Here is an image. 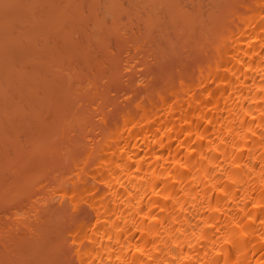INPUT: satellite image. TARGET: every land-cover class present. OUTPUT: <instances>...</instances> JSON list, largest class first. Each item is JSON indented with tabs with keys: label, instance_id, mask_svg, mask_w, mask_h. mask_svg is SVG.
I'll return each instance as SVG.
<instances>
[{
	"label": "bare ground",
	"instance_id": "1",
	"mask_svg": "<svg viewBox=\"0 0 264 264\" xmlns=\"http://www.w3.org/2000/svg\"><path fill=\"white\" fill-rule=\"evenodd\" d=\"M63 256L264 264V0H0V264Z\"/></svg>",
	"mask_w": 264,
	"mask_h": 264
},
{
	"label": "rangeland",
	"instance_id": "2",
	"mask_svg": "<svg viewBox=\"0 0 264 264\" xmlns=\"http://www.w3.org/2000/svg\"><path fill=\"white\" fill-rule=\"evenodd\" d=\"M130 25H131V24H130ZM135 25H136V24H135ZM131 27H133V25H131ZM131 29H132V28H131ZM131 32H132V31H131ZM131 32L129 33L130 36H129V34H127V35H128V38H131ZM135 32H136V31H135ZM133 33H134V31L132 32V34H133ZM139 33H140V32H139ZM134 36H135V35H133L132 37L134 38ZM138 36H139V35H138ZM142 37H143V36H142L141 33H140V37H138L139 40H140V38H141V41H140V42H143V41H142V39H143ZM123 38H124V36H123ZM123 38H122V39H123ZM135 38H136V37H135ZM125 40H127V39H125ZM131 40H132V39H131ZM143 40H145V39H143ZM121 41H122V40H121ZM127 41H128V40H127ZM133 41H134V40H133ZM133 41H132V43L137 42V40H136L135 42H133ZM123 42H124V41H123ZM125 42H126V41H125ZM125 42H124V44H125ZM130 42H131V41H130ZM132 43H128V45H129V44L133 45ZM124 44H123V45H124ZM137 44H138V43H136L135 45H137ZM143 44H144V42H143ZM131 45H130V46H131ZM139 45H141V43H140ZM139 45H138V47H142V46H143V45H141V46H139ZM144 45H146V42H145ZM126 46H127V44H126ZM126 46H124V47L126 48ZM128 47H129V46H128ZM144 47H145V49H146V46H143L142 48H144ZM123 49H124V48H123ZM123 49H122V50H123ZM126 49H127V48H126ZM129 49H133V48L131 47V48H129ZM134 49H135V48H134ZM127 50H128V49H127ZM127 50H125L126 52L123 50L124 53H126V54H124V55H126V58H125V56H123V58H125V60L128 59V58H127L128 55H131V54H132L131 51H133V53H134V51L136 50L135 55L132 54L133 57H134V59H135V57L137 56L136 53L140 52V51H137V49H135V50H129L130 52L127 51ZM139 50H140V48H139ZM143 50H144V49H143ZM143 50H142V51H143ZM142 51H141L140 53H138V54H139V55L142 54ZM120 53H122V52L120 51ZM120 53H119V54H120ZM130 53H131V54H130ZM143 53H144V54L140 55L141 57H139V58H141L142 60H143V58H142L143 56H145L144 58H146V56H147V55L145 54L146 52L143 51ZM122 55H123V54H122ZM132 55H131V56H132ZM139 55H138V56H139ZM129 57H130V56H129ZM133 57H132V58H133ZM137 58H138V57H136V60H137ZM129 59H131V57H130ZM129 59H128V60H129ZM138 60H139V59H138ZM135 63H136V62H134L133 65H135ZM139 64H140V63H139ZM136 66H137V67H135L136 71L140 69L141 72H142V71L144 70V69H142L143 66H141V65L139 66L138 64H136ZM138 66H139V68H138ZM140 67H141V68H140ZM137 68H138V69H137ZM143 68H144V67H143ZM125 71H126V70H125ZM125 71H124V73H123V79H124V80L128 79V77H129V76H128V71H127V72H125ZM137 72H139V71H137ZM137 72H135V71L133 72V73H135V77H136V75H137L138 77H140L142 74H144V71H143L142 74H141V72H139L140 75H138L139 73H137ZM132 75H133V74H132ZM133 78H134V77H133ZM136 78H137V77H136ZM140 78H141V77H140ZM140 78H139V79H140ZM77 79H78V78L76 77V80H77ZM76 82H79V79H78ZM119 98H121V97H119ZM119 98H118V99H119ZM87 99H88V98H84V99H83V100H86L87 102L81 100V101L83 102V104L88 103V100H87ZM121 100H122V99H119V101H120V102H119V103H120L119 106H120V107L122 106V105H121V103H122ZM119 103H118V104H119ZM97 115H98V118L101 117V115H100V116H99V114H97ZM62 141H63V140H62ZM65 141H66V140H65ZM65 141H64V142H61V143H62L61 145H62L63 147H66L67 144H68V142H65ZM64 145H65V146H64ZM5 208H8V206H6ZM5 208H3V209H5ZM9 208L11 209L12 206H11V207L9 206ZM9 208H8V209H9ZM10 209H9V210L6 209L5 212L7 213L8 211H10ZM11 210H12V209H11ZM9 213H10V212H8V214H9ZM9 215H10V214H9ZM7 219L10 220L9 216L7 217ZM66 256H67V255H66ZM66 256H63V257H65V258H62V257H61L60 260H58L57 262H58L59 264H61V263H62V264H65V260L67 259ZM62 259H65V260H62ZM60 261H61V262H60ZM54 264H56V263H54Z\"/></svg>",
	"mask_w": 264,
	"mask_h": 264
}]
</instances>
